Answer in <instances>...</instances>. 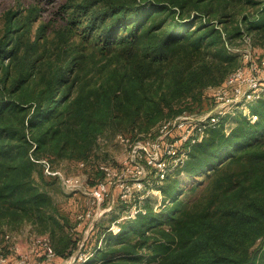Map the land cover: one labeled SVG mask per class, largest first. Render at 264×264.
I'll return each mask as SVG.
<instances>
[{
    "label": "trees",
    "instance_id": "trees-1",
    "mask_svg": "<svg viewBox=\"0 0 264 264\" xmlns=\"http://www.w3.org/2000/svg\"><path fill=\"white\" fill-rule=\"evenodd\" d=\"M50 1L3 13L0 220L31 223L60 261L83 235L38 160L88 163L93 184L101 140L155 138L163 121L201 112L207 89L246 64L232 48L249 38L264 54V0H70L32 35ZM248 108L181 146L161 181L151 168L158 203L151 193L134 218L120 220L127 204L105 213L80 264H264V92Z\"/></svg>",
    "mask_w": 264,
    "mask_h": 264
},
{
    "label": "built area",
    "instance_id": "built-area-1",
    "mask_svg": "<svg viewBox=\"0 0 264 264\" xmlns=\"http://www.w3.org/2000/svg\"><path fill=\"white\" fill-rule=\"evenodd\" d=\"M245 43L249 45L245 49H231L233 52L241 53L246 64L233 70L224 83L213 90L216 99L215 106L208 112L184 113L163 121L155 138L136 142L126 139L128 148L134 152L130 165H125L119 170L102 163L99 168L104 173L103 178L91 184L88 176L68 175L61 168H54L47 159L38 160L43 166L44 174L56 178L66 192L88 194L92 199V208L85 209L76 217V231L82 227L85 220H88V224L84 227L85 236H82L78 247L69 257L60 260V264H80L89 257L90 252L85 240L90 232L95 229L96 222L112 209L111 206H102L110 187L117 186L121 192L122 204L129 205L127 210L122 213L120 220L134 218L141 210L142 199L153 193L152 188L147 189L145 182L151 168L155 170L156 179L159 178L161 181L171 170L172 165H177L183 161L184 153H180L181 146L200 141L206 128L214 127L221 115L234 114L238 108L245 109L244 113L249 112L248 104L261 92H264V54L259 57L252 53L249 38L245 39ZM262 70L263 72L260 74ZM243 84H246L247 87L240 98L231 99L227 97L230 89H240V85ZM254 119L255 116H252V120ZM79 164L81 167L85 166V162ZM111 229L117 232L119 230L118 224L113 223ZM31 234H33L31 237L34 245L32 257L20 253V256L17 255L12 262L5 255L7 254L5 249L14 250L15 244L10 245L13 239L9 234H6L5 243H9V246H5V243L0 244V264H59L55 262L56 254L51 246L49 236L36 232Z\"/></svg>",
    "mask_w": 264,
    "mask_h": 264
},
{
    "label": "rangeland",
    "instance_id": "rangeland-1",
    "mask_svg": "<svg viewBox=\"0 0 264 264\" xmlns=\"http://www.w3.org/2000/svg\"><path fill=\"white\" fill-rule=\"evenodd\" d=\"M70 0H51L49 3H46V6L44 8V11L42 12V16L33 24L32 26V35L36 32V28L38 23L41 21H48L49 19L53 21L52 25H57L56 19L59 18L58 13L60 11L61 4L66 3ZM32 4V0H0V30L2 29L3 22H4V16L3 13L7 10H25L27 6ZM60 21V19H59ZM251 42V41H250ZM249 45L246 43H241L239 46L235 48L239 49H245ZM252 53L255 54V56L258 55L259 52H261L262 46L260 44H256V48H254L252 42L250 43ZM254 49H259L256 52H254ZM257 54V55H256ZM263 70L260 74H262ZM264 75V74H263ZM247 85L243 84L240 85V89H230L227 93L228 98H240L242 94L244 93ZM216 86H211V88L207 89L206 96L203 99L202 107H201V113L210 111L216 104V99L214 98V89ZM243 113L245 112V109L242 110ZM192 113H200L197 110L193 111ZM228 125V126H227ZM226 125V127L229 129L234 125V122L231 121ZM131 135H118L114 138H111L110 140H101L95 154L90 159V162H92L93 165H98L100 163H106L110 165L113 169H122L125 167V165H130L131 157L134 155V152L131 150V148H128L127 140H130ZM127 139V140H126ZM80 163V162H79ZM79 163H64L61 168L66 174L68 175H75V176H88L90 175H96L95 169H92L89 164L85 163L84 167H81ZM91 168V169H90ZM59 182V181H58ZM153 194L155 197L153 198V202L156 204L158 203L157 200H160L161 196L158 191L153 189ZM120 189L117 186L110 187L107 195L104 197L102 206L103 207H109L111 206L112 209L110 212L114 211V213H118V207L123 203L120 199ZM151 194V193H150ZM54 199L59 206V208L70 217L71 220L76 222V217L78 214L82 213L85 209L92 208V199L88 194L80 193V192H72L68 193L66 192L61 184L59 183V189L57 192L53 193ZM160 208H158L159 210ZM88 224V220H85L82 224V227L78 230L79 233L84 235V227ZM36 232L34 230V227L29 222H22V223H8L6 221L0 220V244L5 243V235L9 234L13 241L10 243L15 244V251L14 250H8L7 254H5L10 261H14L17 255L20 253L24 256L32 257L33 255V239L31 233ZM31 234V235H30ZM32 236V237H31ZM94 241V240H92ZM5 246H9V243H5ZM20 256V255H19ZM57 263H61V261H55Z\"/></svg>",
    "mask_w": 264,
    "mask_h": 264
}]
</instances>
